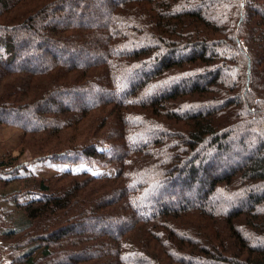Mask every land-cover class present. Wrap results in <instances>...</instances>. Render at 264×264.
I'll list each match as a JSON object with an SVG mask.
<instances>
[{"label": "trees", "instance_id": "1", "mask_svg": "<svg viewBox=\"0 0 264 264\" xmlns=\"http://www.w3.org/2000/svg\"><path fill=\"white\" fill-rule=\"evenodd\" d=\"M6 127L10 264H264V0H0Z\"/></svg>", "mask_w": 264, "mask_h": 264}, {"label": "rangeland", "instance_id": "2", "mask_svg": "<svg viewBox=\"0 0 264 264\" xmlns=\"http://www.w3.org/2000/svg\"><path fill=\"white\" fill-rule=\"evenodd\" d=\"M39 42H36L33 44V46L36 47V44H38ZM36 49L38 50V48L36 47ZM41 61L39 59H36L34 61V63L32 62L31 65L34 66H41ZM94 94V93H93ZM32 115V114H31ZM26 117V116H25ZM30 117V116H28ZM21 128L19 127H6V128H0V153L5 151V150H10L13 152L14 155H18V162H20L21 164H25V163H31L30 167L32 170L36 171L37 173L44 175V176H50L52 174H54L56 171H61L67 168H73L76 171H82L85 169H89V167L81 165L84 163H79V164H68L67 162H65L66 160H62V161H56L54 159H45L39 162H32L31 161V151L30 150H25L24 152L20 153L19 150L16 149L17 144L20 141L21 138ZM245 136L244 133H236L235 135L232 136V138H235L233 140V143L231 144L230 148H229V152L227 153V155H230V157L227 156L223 157L222 160H219V164L221 166H223L224 170L227 169L228 166H231L233 163L235 162H240L243 161L245 159V157L248 155L249 152V147L253 146V138L252 134H247L246 136H249L248 138H245V142L248 144V146L245 147L244 143L242 145L243 146H238L236 145V143L239 142L240 137ZM202 150V149H201ZM213 152L210 151L209 149H206L205 152L203 154H207V155H213ZM230 161H233V163H231ZM187 166L185 165L181 171L180 176L181 178H179V181H184L185 182V178H187L186 182L190 183V186L187 188V195L186 198H199V193L201 192V189L206 185L207 186V178L203 173H198L197 177L194 178V183L192 182V180H190V178H188V171H187ZM92 168L93 171H95L97 174L102 175L105 173H108V170H103L100 168ZM187 171V172H186ZM202 171V170H200ZM193 183V184H192ZM166 186V185H165ZM172 185L169 186V188ZM166 190H168V185L161 191V193H164ZM28 198V196H23L21 197L22 200ZM214 199H216V197L212 198V200L214 201ZM229 204V203H228ZM212 264V263H209ZM218 264V263H215Z\"/></svg>", "mask_w": 264, "mask_h": 264}, {"label": "crops", "instance_id": "3", "mask_svg": "<svg viewBox=\"0 0 264 264\" xmlns=\"http://www.w3.org/2000/svg\"><path fill=\"white\" fill-rule=\"evenodd\" d=\"M11 257L3 247L0 246V264H10Z\"/></svg>", "mask_w": 264, "mask_h": 264}]
</instances>
